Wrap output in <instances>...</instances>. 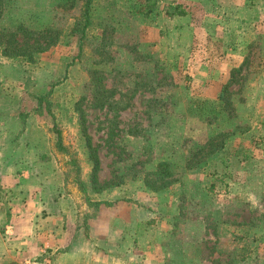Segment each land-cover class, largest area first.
Wrapping results in <instances>:
<instances>
[{
    "label": "rangeland",
    "instance_id": "obj_1",
    "mask_svg": "<svg viewBox=\"0 0 264 264\" xmlns=\"http://www.w3.org/2000/svg\"><path fill=\"white\" fill-rule=\"evenodd\" d=\"M84 1L0 0V32H59L33 61L3 65L6 107L18 99L37 126L32 154L51 153L65 184L84 170L90 180L87 136L97 183L121 181L101 201L138 219L124 232L140 234L132 246L155 264H264V0H157L151 12H138L144 0H91L80 39ZM176 4L185 14L167 15ZM160 161L172 182L153 191L142 177ZM42 250L0 264H49Z\"/></svg>",
    "mask_w": 264,
    "mask_h": 264
},
{
    "label": "crops",
    "instance_id": "obj_2",
    "mask_svg": "<svg viewBox=\"0 0 264 264\" xmlns=\"http://www.w3.org/2000/svg\"><path fill=\"white\" fill-rule=\"evenodd\" d=\"M7 63L0 53V258H37L44 246L49 264L157 263L153 250H134L140 234L124 232L134 230L138 219H123L120 201H101L108 188L92 186L86 170L82 181L65 184L62 171L53 170L51 153L32 154L37 126L25 121L18 99L13 107L5 104Z\"/></svg>",
    "mask_w": 264,
    "mask_h": 264
},
{
    "label": "trees",
    "instance_id": "obj_3",
    "mask_svg": "<svg viewBox=\"0 0 264 264\" xmlns=\"http://www.w3.org/2000/svg\"><path fill=\"white\" fill-rule=\"evenodd\" d=\"M248 2L252 3L255 2V0H248ZM90 3L91 0H85L84 5L82 8V13L75 21L73 32H77L79 38L81 39L84 36L85 28L90 23ZM157 4V0H144L143 3L139 6L138 12H151ZM165 13L169 16L172 15H184L185 9L180 4H176L173 7H170L169 10H166ZM17 30L15 32L11 31H1L0 32V45H2L1 54L3 56L13 58V57H22L26 59V61H33L35 58V54L39 52H44L47 50L51 45H53L58 37L59 32L53 29L52 27H47L41 30H31L24 28L22 25L17 26ZM20 34V40L16 38V34ZM1 35H7L1 36ZM246 58L244 59V62H246ZM239 70V67L237 68ZM233 71H237L236 69H232V73L230 76V79L228 80L227 84L220 90V93L218 95V103L221 105V110L225 112V109H227L230 105L226 93H227V87L230 83H232V80L235 79L233 77ZM103 106V105H102ZM198 108V107H197ZM201 107L198 108V110ZM81 121H82V132L86 133V127L84 125V117L81 115ZM228 133V130L224 131L223 136ZM216 137L215 135H212L210 137V143L212 142V139ZM85 141L87 144V147L89 149V158L92 160V166L90 171V182L92 186H98L100 188H106L108 186H116L121 181L118 180H109L108 182H104L101 184L97 183V171L99 169V159L98 156L95 154V150L90 146L89 138L86 136ZM219 141L218 143L214 144V147L212 149L208 150V154L212 153L213 150L217 147V149L221 148L222 142ZM211 145V144H210ZM200 150V149H199ZM168 161H160L157 164V168L154 171L146 172L143 175L144 183L148 188L155 191L158 189H162L170 184L171 179L167 178V175L170 174L167 172V166ZM112 178H115L112 176ZM167 178V179H166ZM175 180V179H174Z\"/></svg>",
    "mask_w": 264,
    "mask_h": 264
},
{
    "label": "clouds",
    "instance_id": "obj_4",
    "mask_svg": "<svg viewBox=\"0 0 264 264\" xmlns=\"http://www.w3.org/2000/svg\"><path fill=\"white\" fill-rule=\"evenodd\" d=\"M253 203H255V200H253Z\"/></svg>",
    "mask_w": 264,
    "mask_h": 264
}]
</instances>
